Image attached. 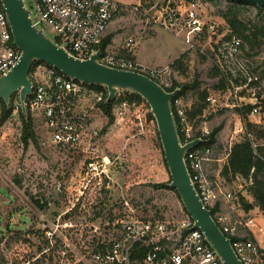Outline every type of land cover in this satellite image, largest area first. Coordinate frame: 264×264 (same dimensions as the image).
Listing matches in <instances>:
<instances>
[{
    "label": "rangeland",
    "instance_id": "rangeland-1",
    "mask_svg": "<svg viewBox=\"0 0 264 264\" xmlns=\"http://www.w3.org/2000/svg\"><path fill=\"white\" fill-rule=\"evenodd\" d=\"M117 1L127 9L115 18V30L109 31L114 38L108 46L110 52L128 54L127 38L132 36L138 43L130 54L136 53V59L151 67L169 65L172 80L193 85L188 92L219 98L217 105L206 104L204 114L192 119L194 133L219 128L213 144V156L218 160L210 162V175L224 191L236 194L234 214L252 215L264 227V214L248 189L251 181L241 177L229 181L221 175L236 141L249 137L256 151L264 153V107L243 118L233 106L232 93L233 86L242 82L231 75L228 64L217 55V46L234 32L222 17L231 3L192 0V7L205 22L216 24L217 32L199 38L189 48L182 36L153 20L155 11L148 9L151 0ZM139 4L142 7L134 9ZM145 8L149 10L146 15ZM241 18L247 28L264 25V9L245 5ZM177 59L180 62L173 64ZM239 59L249 72L259 76L264 91V35L253 43L244 38ZM230 67L239 70L237 65ZM30 77L35 75L30 73ZM242 94L248 98L250 92L243 90ZM114 98L115 118L111 123L94 102L93 94L75 103L72 114L86 115L97 135L85 127L80 142L69 148L52 141L43 144L51 134L43 110L32 112L36 139L24 144L19 93H15V109L0 123V264H57L62 249L67 252V262L87 259L99 242L113 236L126 200L145 216H188L177 192L161 186L171 181V175L156 122H146L147 108L142 102H131L126 91H119ZM125 99L129 102L126 108L122 106ZM1 110L0 102V116ZM90 140L92 145L88 144ZM249 203L254 207L247 210ZM259 241L264 247V232L259 234ZM53 246L57 248L51 258L48 249Z\"/></svg>",
    "mask_w": 264,
    "mask_h": 264
},
{
    "label": "built area",
    "instance_id": "built-area-1",
    "mask_svg": "<svg viewBox=\"0 0 264 264\" xmlns=\"http://www.w3.org/2000/svg\"><path fill=\"white\" fill-rule=\"evenodd\" d=\"M28 1L36 21L49 34L54 35L56 41L63 44L71 54L85 59L100 50L99 61L102 63L147 74L167 90L173 86L174 80L169 77V65L146 66L132 57L134 53L130 54L131 49L138 43L132 36L127 38L126 55L114 54L110 52L108 45L102 46L107 29L127 9L119 1ZM151 1L153 4L148 9L155 11L153 20L162 28L182 36L189 48H193L199 38L217 32L216 24L205 22L192 7V0ZM139 7L142 5L134 9L138 10ZM145 9L143 13L146 15L149 10ZM243 43L240 35L231 33L217 46V55L228 64L231 75L242 82L233 86V106L241 108L246 104H253L249 114H256L263 108L260 103L263 89L259 76L249 72L239 59ZM20 56L21 49L14 43L8 15L0 0V76L10 70ZM230 64L239 66V70L231 68ZM31 73L35 78L31 79L33 89L27 97L26 107L31 115L36 110H43L45 113L51 134L50 140H44L43 144L52 141L65 147H74L80 142V134L85 127L97 135V131L89 127L86 115L76 116L72 114V109L82 96L93 94L97 104L105 100L108 94L105 86L95 92L96 88L90 84L70 77L45 62L38 63ZM243 90L250 92L248 98L242 94ZM178 93L173 98V111L179 118V128L184 137L181 141L184 143L195 137L203 138L209 131L203 130L201 134H195L193 120L189 117L196 95L188 91L180 95ZM205 102L208 106H215L219 103V98L208 94ZM128 103L125 99L122 106L126 108ZM88 144L92 145L93 142L90 140ZM197 144L187 151L186 162L200 198L210 210H214L215 220L231 239L242 264H264V247L259 241V234L264 232L263 225L252 215L234 214L237 209L234 202L238 199L236 194L233 191H224L219 181L210 175V162L218 160L213 156V146L197 147ZM92 149L95 151V148ZM115 226L113 236L99 242L87 259L79 263L67 262V252L62 249L57 264H222L220 256L206 240L203 231L194 227L190 216H145L139 214L126 200Z\"/></svg>",
    "mask_w": 264,
    "mask_h": 264
},
{
    "label": "water",
    "instance_id": "water-1",
    "mask_svg": "<svg viewBox=\"0 0 264 264\" xmlns=\"http://www.w3.org/2000/svg\"><path fill=\"white\" fill-rule=\"evenodd\" d=\"M230 1L264 6V0ZM2 2L8 15L14 43L21 49V56L10 70L0 76V98L9 104L11 97L18 92L20 106L24 113L27 112L26 100L33 89L30 70L36 60L52 65L64 74L90 85L105 86L108 90L107 100L114 98L119 91L140 94L149 104L156 120L171 175L168 186L178 192L185 209L194 221V227L203 231L206 240L220 256L222 264H242L231 239L222 231L192 183L186 153L205 139L195 137L184 143L181 141L173 111V98L180 88L167 90L147 74L102 63L99 61L100 50L89 58H79L71 54L63 44L58 43L55 36L49 34L36 21L28 0Z\"/></svg>",
    "mask_w": 264,
    "mask_h": 264
},
{
    "label": "trees",
    "instance_id": "trees-1",
    "mask_svg": "<svg viewBox=\"0 0 264 264\" xmlns=\"http://www.w3.org/2000/svg\"><path fill=\"white\" fill-rule=\"evenodd\" d=\"M229 2L231 3V5L228 7V9L222 12V17L230 25L232 31H234L233 33H236L242 37L243 42H244V38L251 43L256 42L260 35H264V25L254 24L252 27L247 28L241 16L244 13L245 5H255V6L257 5L254 3H249V2H235V1H230V0ZM258 9L259 11H262L264 9V6L258 7ZM245 31H248V32H245ZM107 43H108V40L105 39L102 46L105 47ZM243 46H244V43H243ZM41 62L43 61L36 60L32 64L30 73L34 70L36 65ZM179 62L180 60L177 59L173 64H176ZM91 87H94L96 89H101L103 86L91 85ZM176 87L181 88L180 92L178 93V95H180L188 91V89L193 87V85L188 84V83H180L177 80H174L173 86L168 88V90H173ZM126 92L131 102L138 101V102H142L145 105V107L147 108V115L145 116L146 122L155 123L156 120L154 118V115L151 113L150 106L146 102V100L138 93H133L129 91H126ZM14 95L11 97L10 99L11 101L9 104H7L3 99L0 98V102L2 105L0 123L5 122L11 116L13 110L15 109L14 108L15 104L13 102ZM206 96L207 94L204 92H201L196 95V102L193 108L189 111V117L191 119H193L197 115H202L204 113L206 109V102H205ZM107 97H108V94L105 100L99 102L98 105L107 114V116L109 117V122L111 123L113 122L115 118L112 110L116 102V99L112 98L111 100H107ZM260 103L264 107V91H263V97L260 99ZM18 107L21 109L20 116H21L22 123H23L21 138L24 144H27L29 139H32L34 141L36 139L34 129H33V122H32L33 118H32L31 112L28 109H27V112L24 113L21 106L18 105ZM252 107H253V104L249 103V104L244 105L241 108L237 107V110L242 114L243 118L245 119L247 115L250 113ZM173 109L175 111L174 102H173ZM175 117H176V122L178 124L180 137L182 140H184L183 134L181 133L180 128H179V118L176 112H175ZM218 130L219 128H216L215 130L209 132V134L204 136L203 138L205 140L203 142L198 143L197 147L198 146L200 147L201 146H211V145L213 146V144L216 141L215 134L217 133ZM157 133L159 135L158 129H157ZM161 146H162V143H161ZM165 162H166V159H165ZM221 175L222 177L229 179V181H233L237 177H241L247 181H251V184L248 189L253 195L256 205L262 210L264 214V153L256 151V149L254 148L253 141L249 137H245L244 139L240 141H236L235 143L231 145L228 151L227 161L225 162V164L223 165L221 169ZM162 185L169 187L167 183L161 184V186ZM252 207H254L253 204L249 203L248 205H246L247 210L251 209ZM183 209L186 212V214H188L189 216V213L187 212L184 206H183ZM211 212L212 214H214L213 209H211ZM56 248L57 247H53L49 249V251H51V254H52L51 258H53ZM44 253L45 252H43V254Z\"/></svg>",
    "mask_w": 264,
    "mask_h": 264
},
{
    "label": "crops",
    "instance_id": "crops-1",
    "mask_svg": "<svg viewBox=\"0 0 264 264\" xmlns=\"http://www.w3.org/2000/svg\"><path fill=\"white\" fill-rule=\"evenodd\" d=\"M115 20L112 22V24L110 25V27L107 29V31H106V36H105V39H107L108 40V43H107V45L108 46H111V44H112V40H114V38H112V36L109 34V31H112L113 29L115 30ZM177 55L178 54H176L175 55V57H177ZM134 57L135 58H137V54L136 53H134ZM174 57V58H175ZM173 58V59H174ZM139 63H141V64H143V65H146V66H150V65H147V63H145V61L143 60V61H139L138 59H136ZM166 63V62H165ZM157 64H164V63H161V62H158Z\"/></svg>",
    "mask_w": 264,
    "mask_h": 264
}]
</instances>
